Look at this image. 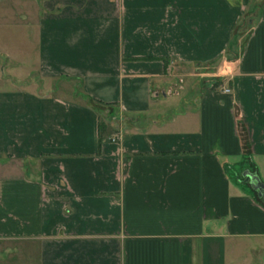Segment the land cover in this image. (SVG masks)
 <instances>
[{"label":"crops","instance_id":"0c3cea01","mask_svg":"<svg viewBox=\"0 0 264 264\" xmlns=\"http://www.w3.org/2000/svg\"><path fill=\"white\" fill-rule=\"evenodd\" d=\"M0 57V264H264V0H0Z\"/></svg>","mask_w":264,"mask_h":264},{"label":"rangeland","instance_id":"374dc122","mask_svg":"<svg viewBox=\"0 0 264 264\" xmlns=\"http://www.w3.org/2000/svg\"><path fill=\"white\" fill-rule=\"evenodd\" d=\"M8 70H9V66L8 65H6V63H4V60H3V58L2 57H0V81L2 80V81H8V78H7V74H8ZM9 83V82H8ZM72 84L73 85H75V83L74 82H72ZM30 88H35V89H37V90H39V87H29V89ZM46 88V87H45ZM44 88V89H45ZM44 89L43 90H41L40 92H43L44 91ZM69 90V91H68ZM58 96H60V97H65V98H68L71 94H70V88H69V85H66V84H64V85H61V88L60 89H58V92L56 93ZM165 113V112H164ZM102 118H104V120L106 121V119H111V116L109 115V116H107V113H105V114H102ZM167 116L169 117L170 116V112H168V114H167ZM170 118V117H169ZM258 193H256V195H257Z\"/></svg>","mask_w":264,"mask_h":264},{"label":"trees","instance_id":"16d2710c","mask_svg":"<svg viewBox=\"0 0 264 264\" xmlns=\"http://www.w3.org/2000/svg\"><path fill=\"white\" fill-rule=\"evenodd\" d=\"M97 103H99L100 105H103V106H108V104H102L100 102H97ZM102 117L103 116L101 114H98V146L104 140V135H105V132H106L107 127H108L107 122Z\"/></svg>","mask_w":264,"mask_h":264},{"label":"water","instance_id":"95a60500","mask_svg":"<svg viewBox=\"0 0 264 264\" xmlns=\"http://www.w3.org/2000/svg\"><path fill=\"white\" fill-rule=\"evenodd\" d=\"M246 180H249V181H252V187L258 191V196L259 197H262V199H264V196H263V186L258 182V180L255 178V179H252L251 177H247Z\"/></svg>","mask_w":264,"mask_h":264},{"label":"built area","instance_id":"2783aa9c","mask_svg":"<svg viewBox=\"0 0 264 264\" xmlns=\"http://www.w3.org/2000/svg\"><path fill=\"white\" fill-rule=\"evenodd\" d=\"M222 93L223 94H229L230 93V89H228V88H223L222 89ZM120 140V135L119 134H116L115 136H113L111 139H110V141L112 142V143H116V142H118Z\"/></svg>","mask_w":264,"mask_h":264}]
</instances>
